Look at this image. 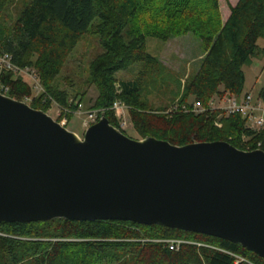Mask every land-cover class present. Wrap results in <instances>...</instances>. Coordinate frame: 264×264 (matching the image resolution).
Here are the masks:
<instances>
[{
	"label": "trees",
	"instance_id": "obj_1",
	"mask_svg": "<svg viewBox=\"0 0 264 264\" xmlns=\"http://www.w3.org/2000/svg\"><path fill=\"white\" fill-rule=\"evenodd\" d=\"M13 1L0 0V51L11 54L18 67L34 70L43 91L32 96L25 78L5 70L0 74L7 87L5 95L19 101L31 97L28 105L45 112L54 102L71 111L77 109L82 98L69 99L53 81L81 35L92 31L99 36L103 51L89 64L88 80L97 91L89 110L103 109L109 123L120 129L111 107L115 101L121 102L140 138L155 137L178 146L223 140L242 150L264 151V128L251 129L239 113L227 115L210 107L214 95H241L243 66L255 55L257 40L264 39V0H238L223 23L218 0H171L172 5L162 8L166 23L171 25L168 29L197 33L205 55L184 85L177 106L171 112L164 108L158 115L150 112L143 99L139 79L116 78L118 72L137 63L142 64L145 75L155 76L160 70L158 59L147 51L146 37L166 38L168 31L153 28L144 32L136 26V19L151 0H27L16 18L5 22L4 13ZM156 7L150 16L145 11L147 20L160 12ZM195 102L204 108L202 113L191 111ZM70 115L63 112L56 121ZM153 118L171 124L158 130L150 124ZM163 237L207 241L264 264L263 258L239 244L200 233L130 221L63 218L0 223V264H234L233 257L215 249L185 244L171 251L162 243L140 240Z\"/></svg>",
	"mask_w": 264,
	"mask_h": 264
},
{
	"label": "water",
	"instance_id": "obj_2",
	"mask_svg": "<svg viewBox=\"0 0 264 264\" xmlns=\"http://www.w3.org/2000/svg\"><path fill=\"white\" fill-rule=\"evenodd\" d=\"M55 218L160 225L264 259V151L134 139L104 115L80 137L0 92V223Z\"/></svg>",
	"mask_w": 264,
	"mask_h": 264
},
{
	"label": "rangeland",
	"instance_id": "obj_3",
	"mask_svg": "<svg viewBox=\"0 0 264 264\" xmlns=\"http://www.w3.org/2000/svg\"><path fill=\"white\" fill-rule=\"evenodd\" d=\"M26 1L27 0H14L11 2L7 11L4 13L6 16L5 22L15 19L22 8V4ZM237 1L238 0H218L221 23L226 21L230 14V6H234ZM172 3L173 1L171 0H151L149 5H147L149 7L143 10L141 15L136 19V26L144 32H149V30L151 31L153 28L160 30V32L164 30L168 31L166 38L153 36L151 34H148L146 37L147 51L158 59L160 64L159 72L155 76L145 75L143 73L142 64L137 63L128 70L116 74V78L119 81L133 79H139L141 81L142 97L146 100L150 112L154 115H158L164 108H167L165 112H171L172 109L177 106L178 102L181 100L184 85L196 73L205 55V51L203 50L201 40L197 33L189 29H186L182 33H174L172 31L175 29L172 31L168 29L171 28V25L166 23L167 20L165 19V13L162 8L169 6V4L172 5ZM155 6H157L156 11L159 10L160 12H155V18L149 21L147 20L149 17H145L144 14L149 12V16L152 15ZM96 21L97 20H95V22ZM148 22H150L149 27ZM102 51L103 48L97 34L92 31L82 34L73 50L67 56L59 74L53 81V84L58 89L66 92L69 99L82 98L81 110L83 112L89 110V107L92 106L97 96L95 87L91 85L88 80L89 64L94 57ZM1 72L0 70V74ZM243 72L245 80L240 96L249 93L254 100H261L264 104V95H262V93L264 94V39L257 40L255 55L248 64L243 66ZM21 76L31 85L32 96L38 95L40 91L34 88L35 83L32 81V78L26 75ZM224 97L225 96L218 97L214 95L213 98H211L210 107L218 109L219 106H222ZM189 100H192V98ZM24 101L27 104L30 103L31 97H26ZM46 113L54 120H57L61 115H58L59 110L55 103L52 104ZM114 116L117 119L120 129H122L127 136L140 139L139 133L134 129L128 109H124L122 115L118 116L114 114ZM84 117V115L74 113L70 116H63L60 123L62 124L63 120H66L65 123H63L65 128L82 137L86 129L82 126ZM150 124L154 125L155 128L159 130L164 126H168L171 122L153 118ZM155 239L142 238L140 240L144 242H157ZM58 240H65V238H58ZM241 256L245 257L244 255Z\"/></svg>",
	"mask_w": 264,
	"mask_h": 264
},
{
	"label": "built area",
	"instance_id": "obj_4",
	"mask_svg": "<svg viewBox=\"0 0 264 264\" xmlns=\"http://www.w3.org/2000/svg\"><path fill=\"white\" fill-rule=\"evenodd\" d=\"M0 70L11 71L16 76L26 75L29 78H32V81L35 83L34 88H36V90L40 92L43 91L37 73L28 67L25 68L18 67L16 64L12 62V56L8 52L0 51ZM5 91H7V87L4 86L0 81V92L3 93ZM81 106H82L81 103H79L77 105V109L71 111L68 108H62L59 105H57L59 110L58 115H60L63 112L65 113L71 112V114L77 113L79 115H84L85 117L82 120V126L84 128H87L91 124L97 122L103 116V109H96V110L90 109L88 111L83 112L81 110ZM111 108L113 109L114 114L118 116L123 114L124 109H127V107L119 101H115ZM211 108L217 109L214 107ZM182 109L185 111L187 110L185 106H183ZM218 109L223 111L227 115L233 113H239L243 118H245L246 125L251 129L260 130L264 128V104L262 103L261 100H254L251 94L249 93H245L242 96H225L222 106H219ZM191 111L194 113H202L204 111V108L199 103L195 102L192 104ZM65 121L66 120H63V123H65ZM155 241L164 244L171 251H177L183 245L191 244L197 247L211 248L224 252L234 258V264H240V263L258 264L254 260L243 257L235 252L214 246L213 244L207 241H199V240H193L183 237H163V238H157L155 239Z\"/></svg>",
	"mask_w": 264,
	"mask_h": 264
}]
</instances>
